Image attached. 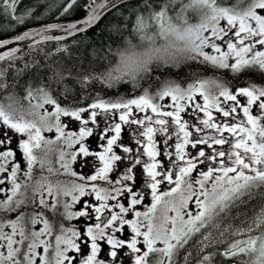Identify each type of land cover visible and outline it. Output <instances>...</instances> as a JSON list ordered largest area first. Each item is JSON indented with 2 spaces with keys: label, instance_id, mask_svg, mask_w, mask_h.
Masks as SVG:
<instances>
[{
  "label": "snow or ice",
  "instance_id": "1",
  "mask_svg": "<svg viewBox=\"0 0 264 264\" xmlns=\"http://www.w3.org/2000/svg\"><path fill=\"white\" fill-rule=\"evenodd\" d=\"M22 3L0 0V92L12 89L7 106L0 102V264H264V209L241 228H225L235 212L264 202V0H140L120 16L148 46L145 59L121 58L113 72L80 77L84 85L135 87L141 75L193 61L234 81L255 73L260 84L200 79L182 87L157 75L155 94L87 104L71 98V70L46 63L52 53L44 46L55 41L57 52L67 51L61 41L132 0H86L82 19L37 27L28 25L41 19L39 9L54 5L37 0L19 10ZM78 3L63 0L60 15ZM190 9L201 13L194 24ZM29 69L45 75L33 72L21 85ZM94 134L100 151L85 143ZM61 141L72 151L60 147L54 168L50 146ZM90 156L99 162L93 174L71 170ZM44 172L75 179L53 182Z\"/></svg>",
  "mask_w": 264,
  "mask_h": 264
},
{
  "label": "trees",
  "instance_id": "2",
  "mask_svg": "<svg viewBox=\"0 0 264 264\" xmlns=\"http://www.w3.org/2000/svg\"><path fill=\"white\" fill-rule=\"evenodd\" d=\"M42 5H54L51 9L47 6L39 9L41 19L34 21L28 25V27L39 26V24H50L65 21H72L80 18L85 14L82 5L86 0H79L77 6H75L70 13L66 15H60V6L63 0H39ZM140 0L132 1V4L125 6V8L118 9L105 16L97 26L92 30L80 34L75 38L67 41L60 42L61 47L67 46V51L57 52V43H49L45 45V50L52 53V57L46 63L56 64L61 68L71 70L72 78L65 82V87L69 90V94L72 99L77 103H80L83 99V103L87 104L96 98H104L106 100L128 99L133 95L143 94L145 90H148L149 94H155L159 89L160 84L156 79L159 75L161 79L173 80L180 84L182 87H187L189 84L204 78H212L217 80L226 81L231 87L244 86L249 81L260 84L261 81L257 78L255 73L249 74L243 77L239 81H234L229 78L221 77L220 73L212 68L200 64L198 62L188 61L181 63L179 66L168 67L166 70L156 72L150 75H141L139 81L135 87L131 83H114L111 89H107L106 82L101 83L99 81L94 83H88L87 85L80 83V77L83 74H90L92 76H99L101 74L106 75L108 72H113L120 66V59L126 60L131 51H137L138 53L133 55V58L128 62L136 63L145 59V52L148 50V46L141 44L139 36L136 35L131 27H126V19L121 18L120 13L124 12L127 17L126 9L139 3ZM188 0H185L187 3ZM221 3L232 4L235 0H220ZM37 3V0H23L19 10H23L30 5ZM18 10V11H19ZM196 10L190 9L187 12V18L190 23H196L201 13L194 14ZM198 15V16H197ZM2 22L7 23V20ZM23 28L17 29V31H23ZM151 29L149 34H151ZM131 41V43H128ZM136 53V52H135ZM43 54H41L42 56ZM26 60H31L28 54H25ZM44 61H42L43 63ZM23 61H21V66ZM35 72L36 75L44 76L45 69H29L24 75L19 78L21 85L25 81L31 82V78ZM50 75V73H48ZM15 73H11L8 77L9 82L12 81ZM55 87V85H53ZM17 95L20 97L21 104H25L23 101L22 88L15 89ZM6 92H10V89ZM86 98V99H84ZM53 138H55L53 136ZM58 147H63L59 146ZM19 155V153H18ZM55 168H58V164H55ZM164 191H167L166 188ZM150 198V197H149ZM261 209H264V202L257 199L248 204L244 208L243 212L237 211L234 216L228 219L225 228H232L233 230L244 226L245 221L250 222L251 218L258 214ZM59 217H55L54 222H58Z\"/></svg>",
  "mask_w": 264,
  "mask_h": 264
},
{
  "label": "rangeland",
  "instance_id": "3",
  "mask_svg": "<svg viewBox=\"0 0 264 264\" xmlns=\"http://www.w3.org/2000/svg\"><path fill=\"white\" fill-rule=\"evenodd\" d=\"M200 11L199 10H196V12L194 13V14H197V13H199ZM198 16V15H197ZM189 20V19H188ZM157 43L158 44H163L164 43V41H163V39H161V38H159V37H157ZM155 46H159V45H153L152 47H155ZM136 52V53H135ZM138 52L137 51H131V54H129L128 55V58H126V60L128 61L129 59H131V58H133V55H135V54H137ZM204 79H212V78H209V77H207V78H204ZM12 91V89L10 88V92ZM8 93L9 92H0V102H3L4 104H5V106H7V104L9 103V101H7L6 99H3L5 96H7L8 95ZM170 102V101H169ZM23 107L25 108V109H27L28 108V104L27 103H25V104H23ZM28 118H31V117H28ZM185 118L186 119H189V117H187V116H185ZM134 127V126H133ZM69 130H72V131H78V128L76 129L73 125H72V122L69 124ZM46 135V137H50V138H52V139H54L53 138V134L52 133H46L45 134ZM129 135H130V133H129V131L127 130V127H125V130L122 132V139H123V141L125 142V143H127L128 141H129ZM94 142H96V139H95V134L93 135V136H91V137H88L87 139H86V141H85V143H86V145L89 147V149L91 148V144H94ZM58 145L59 146H63L64 148H65V151H67V152H71L72 151V149H69V148H67L64 144H63V142L61 141V142H57L56 144H53V145H51L50 146V148H51V151H50V153H49V159L52 161V166L54 167L55 166V164H56V158H57V156L59 155V148L60 147H58ZM225 147H227V146H225ZM36 152H37V155H43V153H42V151L41 150H36ZM89 158H93L92 156H90V157H87V158H78V160L75 162V163H77L76 165H73V164H71L70 165V167L73 165V170L72 171H76L77 173H83V174H85V173H87L86 171H87V169H85V168H83L82 167V164H81V160L83 159V160H86V161H96L95 160V157L93 158V159H89ZM55 168V167H54ZM82 169H83V171H82ZM43 175H46V176H48V173L47 172H44L43 173ZM48 178L50 179V180H52L53 182H55L56 180H60V181H62V182H68V181H70V180H73V179H75L74 177L72 178V177H69V176H65V175H63V174H59V175H56V174H54V175H50V176H48ZM170 187H172L171 185H165V188H166V190H168ZM165 190V189H164ZM164 190H162V191H164ZM146 200H147V202L145 203V204H147V205H150L151 204V202H152V200H151V197L149 198H147L146 197ZM145 209L143 208L141 211H144ZM163 213H164V205L163 204H161V205H159L158 206V208H157V213H156V216H157V218L159 219L160 217H162V215H163ZM75 223V222H74Z\"/></svg>",
  "mask_w": 264,
  "mask_h": 264
},
{
  "label": "flooded vegetation",
  "instance_id": "4",
  "mask_svg": "<svg viewBox=\"0 0 264 264\" xmlns=\"http://www.w3.org/2000/svg\"><path fill=\"white\" fill-rule=\"evenodd\" d=\"M72 125L77 129L78 128V122H72ZM95 139H96V142H94V144H91L92 146H91V148H90V151H100L101 149L99 148V146H98V143H97V137H96V135H95ZM94 158V157H93ZM93 158H89V159H93ZM144 159L145 160H147V157H144ZM96 164V166L98 167L99 166V162L96 160V161H87V163H86V166H84L83 168H85V169H87V173H85V175H90V174H93L94 173V171H95V169H94V167H93V164ZM73 165H76L77 163H72ZM73 165L71 166V170H73ZM82 171H83V169H82ZM84 173V172H83ZM63 175H65V176H69V175H67V174H63ZM69 177H71V176H69ZM73 178V177H72ZM147 179V176H146V174H143L142 176H141V180H146ZM100 183H103V182H100ZM142 187H144V185H141ZM165 189V185H162L161 186V191L162 190H164ZM146 191H148V192H150V190H146ZM146 197L148 198V197H151V195L149 194V195H146ZM147 202V200L145 199V203ZM77 207H79V206H77ZM144 207L143 206H141L140 207V210H142ZM75 221H72L71 223H74Z\"/></svg>",
  "mask_w": 264,
  "mask_h": 264
},
{
  "label": "water",
  "instance_id": "5",
  "mask_svg": "<svg viewBox=\"0 0 264 264\" xmlns=\"http://www.w3.org/2000/svg\"><path fill=\"white\" fill-rule=\"evenodd\" d=\"M132 1H135V0H132ZM85 15H86V13H85L83 16H81L80 18L74 19V20H72V21H65V22H58V23H69V22H74V21H77V20L82 19ZM104 17H105V16H104ZM104 17H103V18H104ZM103 18H102V19H103ZM102 19H101V20H102ZM101 20H100V21H101ZM100 21H99V22H100ZM99 22H98V23H99ZM98 23H97L95 26H97ZM95 26H94V27H95ZM35 27H37V26H35ZM94 27H92V28L89 29L88 31L92 30ZM88 31H87V32H88ZM85 33H86V32H85ZM58 34H59V33H58ZM81 34H83V33H81ZM78 35H80V34H78ZM78 35H76V36H74V37H70V38H68V39H66V40H64V41H67V40H70V39H72V38H75V37H77ZM61 42H63V41H61ZM49 43H57V42L52 41V42H49ZM49 43H48V44H49Z\"/></svg>",
  "mask_w": 264,
  "mask_h": 264
}]
</instances>
